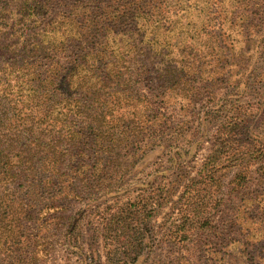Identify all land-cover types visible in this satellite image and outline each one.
I'll use <instances>...</instances> for the list:
<instances>
[{
  "label": "trees",
  "instance_id": "trees-1",
  "mask_svg": "<svg viewBox=\"0 0 264 264\" xmlns=\"http://www.w3.org/2000/svg\"><path fill=\"white\" fill-rule=\"evenodd\" d=\"M6 1L0 4V259L22 251L18 209L35 206L21 195L58 188L78 196L89 181L114 175L127 145L137 140L142 148L158 133L154 126L166 115L156 100L183 106L194 94L191 76H212L206 63L244 53L248 37L234 25L237 13L264 16V0ZM123 42L127 49L119 47ZM219 138V155L238 142L227 130ZM6 208H14L13 226L1 217Z\"/></svg>",
  "mask_w": 264,
  "mask_h": 264
},
{
  "label": "rangeland",
  "instance_id": "rangeland-1",
  "mask_svg": "<svg viewBox=\"0 0 264 264\" xmlns=\"http://www.w3.org/2000/svg\"><path fill=\"white\" fill-rule=\"evenodd\" d=\"M237 15L244 53L206 63L212 76H191L194 94L183 106L156 100L166 115L158 133L142 148L127 145L114 175L89 181L78 196L58 188L21 195L35 206L18 209L22 251L0 264H264V16ZM226 130L238 142L219 155ZM213 167L221 171L212 177ZM13 210L2 212L6 225L15 224Z\"/></svg>",
  "mask_w": 264,
  "mask_h": 264
}]
</instances>
